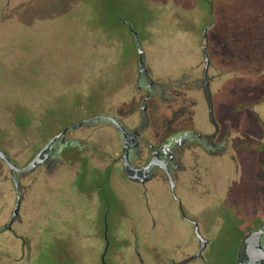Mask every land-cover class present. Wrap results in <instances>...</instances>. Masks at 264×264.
<instances>
[{"label": "rangeland", "instance_id": "1", "mask_svg": "<svg viewBox=\"0 0 264 264\" xmlns=\"http://www.w3.org/2000/svg\"><path fill=\"white\" fill-rule=\"evenodd\" d=\"M217 2L216 13L205 0H0V147L24 163L67 123L107 109H125L134 96L139 68L136 42L126 20L139 33L150 76L170 82L185 78L192 69L201 73L207 27L209 72L217 74L212 82L216 119L224 122L231 117L237 128L260 122L249 112L254 106L264 119V0ZM250 10L257 14L255 31L238 32L228 20L248 16ZM171 92L178 96L176 102H152V122L159 130L212 127L199 91ZM78 130L90 135L91 142H80L83 153L92 155L102 142L118 152L119 140L112 129L99 125ZM242 133L234 143L236 149L245 150L253 139H259L258 148L264 146L262 130L256 137L252 130ZM253 156L263 157L264 150L254 151ZM205 157L216 173L221 170L210 155ZM70 158L76 161L64 174L55 167L23 179L30 189L20 210L22 221L15 222V228L31 242L22 256L19 238L0 233V264H101L104 206L109 210L107 264H127L116 252L134 250L136 235L142 250L159 254L183 239L193 243V227L177 214L176 203L168 209L153 205L151 214L165 222L154 230L137 184L122 185L116 170L106 186L97 177L108 162L103 157ZM80 169L89 177L82 187L76 178ZM9 176L0 159L3 222L9 218L5 214L10 204ZM221 186L222 198L226 197L222 210L216 206L218 198L211 202L176 191L201 233L211 238L206 264H234L242 234L264 216V180L227 181ZM95 194L101 196L97 205L86 198ZM166 198L165 190H160L157 201L168 203ZM90 206L98 210L97 215L91 213L93 220L87 219ZM220 211L226 221L215 219ZM159 257L155 254L158 263Z\"/></svg>", "mask_w": 264, "mask_h": 264}, {"label": "flooded vegetation", "instance_id": "2", "mask_svg": "<svg viewBox=\"0 0 264 264\" xmlns=\"http://www.w3.org/2000/svg\"><path fill=\"white\" fill-rule=\"evenodd\" d=\"M205 37L207 38L206 35ZM204 45H206L205 50L209 53L207 49L208 43L206 44V41L201 45V49ZM202 52H204L203 49ZM211 63L210 59L209 64L206 66L204 61L201 73L192 69L190 73L185 75V78L175 82L154 79L150 76L147 68L144 71H140L138 68L134 85L135 93L130 102L126 104L125 109H120L121 111L107 109L98 113L112 115L117 118L127 134L130 135L126 142V156L123 154L125 134L122 128L108 117L87 120L81 125L67 128L69 125L79 120L94 116L90 115L64 125V127L58 131H63L62 135L54 140L49 148L43 151L41 157L46 158L29 172L18 173L15 169H11L0 157L3 164L6 165L10 175L8 179L9 186L6 187V192L9 194L10 198V204L6 208L7 212H5V214H9V218L4 222L2 221L0 207V233L8 232L18 237L20 240L21 255H25L31 238L28 237L26 233H18L15 228V222L22 221L20 210L23 201L29 195L30 189V186L24 183L23 179L36 172L43 173L55 167H58L61 172L63 170V172H65L68 170V165L76 161L75 159H68V157H103V159L108 162L106 163L105 170L100 171V176L97 177L103 178V183L106 186H108V177L112 176L116 170L120 172L124 180L122 185H124L125 182L137 184L140 195L144 196L146 209L150 213V223L154 230L159 226L161 227L165 222L158 221L154 215L151 214L153 205H155V207L162 206L163 209H168L172 208V203L177 204V214L188 221L194 230L195 225L193 221H197V219L187 213L188 208L184 205L182 197L176 192L178 189L181 192L189 193L192 198L195 197L196 199L210 198L212 200L211 202H214L218 198L216 206L219 210H222L220 206L224 203L226 197L222 198L224 191L221 184H225L227 181L234 182L236 180L242 183L247 180H255L256 178L264 180V156H253L254 151L264 150V146L261 144V147L258 148L259 144H257V142L259 139H253L252 143L247 145L245 150H238L235 146V141L244 136L242 132L245 130H252V137H256L255 133L258 134L261 130L264 134V119L260 115L261 112L254 106L250 107L249 113H253L256 115L255 117H258L260 120L258 123H251V127L237 128L234 125L236 122L231 119V117L227 119L224 118V122L222 120L219 122L213 113L214 96L212 93V82L217 74H211L209 72L212 67ZM177 88L185 89V91L187 89H195L203 95L208 106L211 120L212 127L210 129H204L193 125L190 127L176 126L170 129L159 130L153 124L151 116L152 102H160V100L164 103L176 102L178 96L171 92V90ZM99 125H104L106 128L115 131V137L119 140L120 144L118 152L112 151L107 142L100 143V148H97L92 155L82 152L83 148L80 142L85 141V143H87L91 142V140L89 134L78 129H92ZM51 137L24 163H18L16 160L17 157H12L9 153L7 154L13 162L22 167L43 149ZM206 155H210L212 159L219 164L221 167V170L218 168L219 173L213 170L214 166L211 161L207 160L205 157ZM76 178L79 179V187H82L89 177L87 178L83 169H80ZM62 180L64 182L67 179L64 177ZM160 190H165L167 193V198L165 200H168V203H166V201H157ZM170 194L172 197H170ZM227 196H230V194ZM100 197L99 194H95L87 196L86 198H88L90 203L93 201V203L97 205L98 200L101 201ZM17 203H19V208L15 210ZM12 204L13 207L10 214L9 211ZM88 212L89 215L87 219L93 220L91 218V213L94 212L97 215V206L94 208L90 206ZM108 212L109 210L104 206L102 213L103 219L105 220L103 228L105 245V229ZM175 212L176 211H172L171 213L174 214ZM225 217L226 214L220 211L217 213L215 219H217V221H226ZM228 220H231V218ZM252 230H261V234L258 236L260 247L255 246L254 250L250 251V244L245 241V238ZM193 235L195 240L191 241L193 242L192 244L189 243V239H183L175 244L171 243L170 249L160 250V254L158 252L152 253V251L147 252L142 250L139 244L140 237L136 235L133 240L134 250H119L116 252V256L117 258L121 257V259H124L127 264H161L162 261H164L165 264H190L197 259L200 260L202 264H206L205 251L211 242V238L203 234L205 241L204 244H202L195 231ZM144 238L146 241V236ZM254 241H257V236L254 238ZM255 242L253 243L255 244ZM105 245L101 252L100 259L104 252ZM184 247L186 248L184 249ZM200 247L202 248L200 249ZM108 248L105 254L106 264L108 258L107 254L109 253ZM155 254L160 255L158 259L161 258L162 261L158 263L155 259ZM238 260H243L247 264H264V216H260L255 225L242 234L235 251L234 264H237Z\"/></svg>", "mask_w": 264, "mask_h": 264}, {"label": "water", "instance_id": "3", "mask_svg": "<svg viewBox=\"0 0 264 264\" xmlns=\"http://www.w3.org/2000/svg\"><path fill=\"white\" fill-rule=\"evenodd\" d=\"M212 11H213V9H212ZM125 22L128 24L129 30L132 33V35L134 36V39H135V42H136V48H137L138 60H139V70L140 71H144L147 68L146 67V60H145V51H144V49L142 47V43H141V39H140L139 33L129 21L126 20ZM206 29H207V27H205V29L203 31L204 35H206ZM207 43H208V39L206 38V44ZM202 49L204 51L203 52L204 61H205V64L207 66L209 64L210 57H209V54L207 53V51L205 50L206 49V45H204ZM101 117L110 118L111 120H113L115 123H117L122 128V130H123V132L125 134V145H124L123 154L126 156L127 155L126 142H127L128 136H130V135L127 134V132L125 131V129L123 128V126L121 125L119 120L117 118H115L114 116H112V115L96 114L94 116L87 117L85 119L79 120V121L69 125L67 128L76 127L78 125H81L84 121L91 120V119H98V118H101ZM62 132L63 131L58 132L55 135H53L51 137V139L47 142V144L43 147V149L40 152H38L35 155V157H33L26 165H24L22 167L18 166L15 162H13L10 159L9 155L7 154V152L4 149H2L1 147H0V157L9 165V167L11 169H15L18 173L29 172V171L33 170L38 163H40L42 160H44V158H46V157H41L43 151L46 150L47 148H49L51 143L62 135ZM18 208H19V203H17V205L15 207V210H17ZM193 223L195 225L194 231H195L196 235L200 238L201 243L204 244L205 237L203 236V234L200 231V227H199L198 222L194 220ZM107 228H108V226L106 224V229H105L106 245H105V249H104V252L102 254V257H101L102 264H106L105 254H106V251H107V248H108V245H109V239H108V235H107ZM260 234H261V230H252L246 236L245 241L250 244L249 245V250L250 251L254 250L255 246L260 247V242H259V237H258ZM256 236H257V241L255 242L254 238ZM253 242H255V244ZM201 248L202 247H200V249ZM237 264H247V263L245 261H243V260H238Z\"/></svg>", "mask_w": 264, "mask_h": 264}, {"label": "trees", "instance_id": "4", "mask_svg": "<svg viewBox=\"0 0 264 264\" xmlns=\"http://www.w3.org/2000/svg\"><path fill=\"white\" fill-rule=\"evenodd\" d=\"M205 1L208 2L210 5V8H213L214 9L213 11L217 13V11H216V9L218 7L217 0H205ZM250 11L251 12L249 13L248 16L244 15V16H242V18L240 16H236L235 18L228 20V21H231V23H233L234 26L238 27V29H237L238 32L242 28L244 29V33H248V34L253 33L255 31L254 27L256 26V22H257V18H256L257 14L254 12V10H250Z\"/></svg>", "mask_w": 264, "mask_h": 264}]
</instances>
